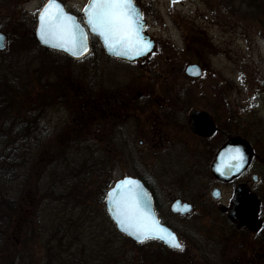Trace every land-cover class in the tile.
<instances>
[{"label": "rangeland", "instance_id": "obj_1", "mask_svg": "<svg viewBox=\"0 0 264 264\" xmlns=\"http://www.w3.org/2000/svg\"><path fill=\"white\" fill-rule=\"evenodd\" d=\"M61 1L75 12L86 0ZM38 2L0 0V33L7 37L2 57L16 69L20 81H32L36 92L44 97L42 89L46 85L53 87L55 94L66 92L73 100L82 96L103 103L102 99L110 96L102 104V108L106 105L108 112L116 114L113 117L104 113L113 124L106 130L107 141L120 143V158L112 161L109 168L92 170L85 183L89 189H104L108 182L111 187L137 172L151 177L162 208L161 220L175 229L183 246V251L165 254V264H264V247L258 242L264 241V164L255 160L251 173L242 181L249 192L260 198L259 220L263 226L257 233L243 229L232 232L233 223L220 213L219 206H228L233 190L215 184L209 173L196 174L204 161L203 150L210 145L192 136L181 111L186 108L187 112L194 109L209 114L215 127L224 134L239 133L256 156L264 157V17L251 7V0H137L156 52L132 65L104 58L99 45L81 61L69 62L60 54L43 53L28 41L40 9ZM190 64L201 68L200 77L190 79L184 75L185 66ZM171 91L177 94L175 98L168 97ZM172 99L176 103L174 110L167 104ZM110 102L115 104L114 109ZM119 109L122 115L117 119ZM124 120L128 125L122 127L124 135L119 139L117 130ZM73 121L61 107L49 109L42 124L48 142L53 144ZM220 139L219 135L213 137V153ZM95 154L96 161H100L103 155ZM187 169L194 175L185 183L182 176L188 173ZM98 171L103 173L101 178L96 175ZM254 174L256 182L251 180ZM214 187L221 190L219 202L210 198ZM200 195L205 196L204 205L192 214H168L174 199L195 200L197 207ZM91 200L99 202L96 198ZM103 200L97 205L100 211L104 210ZM112 230L115 231L113 225ZM117 234L107 231L103 237L119 247L128 261H140L135 245ZM148 248L153 255L161 252L158 246L146 245L144 249Z\"/></svg>", "mask_w": 264, "mask_h": 264}, {"label": "trees", "instance_id": "obj_2", "mask_svg": "<svg viewBox=\"0 0 264 264\" xmlns=\"http://www.w3.org/2000/svg\"><path fill=\"white\" fill-rule=\"evenodd\" d=\"M252 6L264 17V0H251ZM28 41L37 46L32 33ZM96 45L93 39V52ZM4 54L0 53V264H165L166 255L178 251L147 241L135 245L141 256L135 263L134 259L128 261L119 247L105 241L107 231L117 234L104 210L97 206L109 182L104 189L97 186L95 192L85 184L92 170L109 168L120 158L116 142L107 141L106 130L113 124L104 113L113 112H108L106 105L102 108V104L110 96L102 97L103 103L82 96L73 100L66 92L55 94L53 87L46 85L42 89L44 97L36 92L32 81H20L16 69L2 57ZM171 95L168 97L177 96L175 91ZM57 107L64 109L74 123L67 125L51 144L42 124L45 113ZM236 135L239 133H226L227 138ZM44 141L46 146L42 145ZM97 152L103 155L100 161L94 158ZM96 175L101 178L103 173L98 171ZM232 227V232L237 230ZM258 242L264 247V241ZM146 245L158 246L161 252L153 255L149 248L144 249Z\"/></svg>", "mask_w": 264, "mask_h": 264}, {"label": "snow or ice", "instance_id": "obj_3", "mask_svg": "<svg viewBox=\"0 0 264 264\" xmlns=\"http://www.w3.org/2000/svg\"><path fill=\"white\" fill-rule=\"evenodd\" d=\"M84 12L87 25L93 33L103 38L109 51L127 55L129 50H135L140 54L141 48L146 47L134 28L136 9L132 0H90ZM38 34L43 43L71 52L74 56L88 50L86 33L73 16L65 13L57 0H47L40 11ZM0 39H4L3 36ZM146 195L140 191L139 184L130 179L122 180L116 190L109 193L112 198L110 202L114 205V217L121 230L140 243L160 239L170 247L183 251L176 237L160 228L148 214L146 204L141 199Z\"/></svg>", "mask_w": 264, "mask_h": 264}, {"label": "water", "instance_id": "obj_4", "mask_svg": "<svg viewBox=\"0 0 264 264\" xmlns=\"http://www.w3.org/2000/svg\"><path fill=\"white\" fill-rule=\"evenodd\" d=\"M171 3H176L180 0H169ZM58 2V1H57ZM133 2V0H132ZM47 3V2H46ZM46 3L43 5V7L46 5ZM59 3V2H58ZM90 0L86 4V6L83 8L81 13V19L83 21V25H81L77 19L76 22L80 25V27L84 30V32L87 35V44H88V50L84 52L83 54H78L77 56H74L71 54V52L65 51L61 48L52 47L51 44H45L43 43L38 34L39 29V13L43 9L38 12L36 16V26L33 32L34 39L37 43V45L47 51L55 52L63 54L65 57H67L70 60L73 61H79L86 57L90 52V45L88 41V34L94 38L97 39L98 43L100 44V47L103 51L104 57L112 60H117L123 63L132 64L136 62L143 61L145 58L150 56L155 52L156 44L155 41L147 34L146 28L147 24L145 20L142 18V11L139 7L133 5L136 9V17H135V24L134 28L136 32L138 33V36L141 40V42L146 45V47L141 48L140 54H137L135 50H129L127 55H117L115 52L109 51L107 45L104 43V40L102 37L97 35L96 33H93L91 31V28L87 25V20L85 16V8L89 5ZM61 7L64 9L63 5L59 3ZM65 11V9H64ZM66 14L72 16L71 14ZM86 28V29H85ZM0 36H3L4 39H0V45H3V47H0V52H3L5 50V37L4 35L0 34ZM184 74L188 78L196 79L200 77L201 70L197 65H188L184 69ZM190 120V130L195 135H198L200 137H209L211 136L212 132L214 134L215 132V126L208 120L207 115L198 110H194L189 115ZM239 150L238 152L236 150ZM242 156L243 159L240 160L239 157ZM252 152L249 147V145L244 141L243 139L239 137H233L229 140H227L216 152L213 163L210 167V172L213 178L216 180L222 182V183H229L232 180L239 177L245 170L248 168L251 160ZM219 169V170H218ZM125 179H130L136 181L140 186V191L142 193H146V197H142V203L146 204L147 212L151 216V218L157 222L158 226L160 228L166 229L167 232L171 233L176 237V240L178 241V238L174 232H172L171 229L163 225L160 221V219L157 217L152 197L149 193V191L143 186L140 180L136 178L126 177L123 178L113 184V186L107 191L103 207L106 211V214L112 224L115 227V230L120 235L124 236L126 239H128L133 244L139 245L142 244L138 242L134 237L128 235L126 232L122 231L117 220L114 217V205L111 201V197L109 196V193H112L114 190H116L118 184ZM127 187V186H125ZM210 197L213 201H217L220 197V193L218 190H213L210 194ZM170 211L173 215H178L179 217H185L189 215L193 208L188 203H182L179 200H176L172 203L170 207ZM257 212H258V201L255 196L248 195L247 190L243 185L238 186L235 189V199L232 207L228 210V217L230 219H236L239 224L241 225H247L248 230L252 233L257 232L260 229V223L257 221ZM147 241H158L160 242L164 247L170 250H177L172 247H170L165 241L160 239H150ZM179 242V241H178ZM180 243V242H179Z\"/></svg>", "mask_w": 264, "mask_h": 264}, {"label": "flooded vegetation", "instance_id": "obj_5", "mask_svg": "<svg viewBox=\"0 0 264 264\" xmlns=\"http://www.w3.org/2000/svg\"><path fill=\"white\" fill-rule=\"evenodd\" d=\"M39 2V4H40V9L43 7V5L47 2V0H38ZM57 1H59V2H61V4L63 5V7H65V9H66V11L69 13V14H71V15H73V16H75L76 17V19L78 20V22L79 23H81L82 24V19H81V15H80V12H81V10L85 7V5L87 4V2L89 1V0H86L85 1V3L83 4V6H82V8L80 9V10H78V11H75V12H72L68 7H67V5L64 3V2H62L61 0H57ZM134 2H135V4L137 5V6H139L138 5V2H137V0H133ZM140 7V6H139ZM141 8V7H140ZM39 9V10H40ZM141 10H142V13H143V9L141 8ZM35 19H34V27H35ZM0 34H2V33H0ZM4 35V34H3ZM4 37H5V43H7L6 41H7V37L4 35ZM92 41H93V38L92 37H89V44H90V53L93 51L92 50ZM143 62V61H142ZM141 63V62H140ZM134 64H138V63H134ZM132 65V64H131ZM111 99V98H110ZM171 101H173V99L171 100ZM165 104H166V102L165 101H163ZM167 104H168V106L171 108L172 106H173V110H174V103H173V105H171L172 103H170L169 104V102H167ZM122 108L123 109H125V106H124V104H123V106H122ZM181 111L183 112V116L184 117H182V118H184L185 120H187V127L189 128L188 129V131L192 134V136H194V137H196V138H198L199 140H201V141H204L205 143H209V145H210V147H209V149H205V150H203V153H204V161L202 162V165H200L198 168H197V171H196V174H200V173H202V172H206V174H210V179L211 180H213V182H215V184H218V185H220V186H229V187H231L232 188V190H233V194L231 195V197H230V199H229V202H228V206H219V211H220V213L221 214H225L226 215V218L230 221V222H232L233 224H234V226L237 228V229H245L246 231H248L249 232V230H248V226L247 225H241V224H239V222L236 220V219H230L229 217H228V210H229V208L230 207H232V205H233V203H234V199H235V189L238 187V186H240V185H243L244 187H245V189L247 190V193H248V195H251V196H255L256 197V199H257V201H258V212H257V221L260 223V229H261V227L263 226L262 225V222L259 220V212H260V198L256 195V194H254V193H251V192H249V190H248V188H247V185H246V183L245 182H242L243 180H244V178L246 177V175H248L249 173H251V171H252V169H253V163H254V161L255 160H257L258 162H260V165L263 163L264 164V157H259V156H256V154H255V151H254V149L252 148V147H250V149H251V152H252V156H251V160H250V164H249V166H248V168L245 170V172H243L239 177H237L236 179H234V180H232L231 182H229V183H222V182H220V181H218V180H216L215 178H213V176L211 175V172H210V167H211V165H212V163H213V159H214V156H215V154H216V152L219 150V148L227 141V140H229V139H231V138H233V137H238L237 135L236 136H233V137H228L227 138V136H226V134H224L225 133V131H222L221 133H220V141H219V143H218V146H217V148L215 149V151H214V153H213V137L217 134V133H219V131H220V129L218 128V127H216V129H215V133L213 134V132H212V134H211V136H209V137H200V136H198V135H195L193 132H191V130H190V120H189V115H190V113L192 112V111H194V109H192V110H190L189 112H187V109L186 108H182L181 109ZM199 111V110H198ZM122 111H120V113H121ZM206 114V113H205ZM121 115L122 114H120V115H118V117H117V119H119L120 117H121ZM207 115V117H208V120L211 122V124H212V127H213V118H212V116L210 117L209 116V114H206ZM123 117V116H122ZM128 118V117H127ZM122 123L123 124H121L120 125V127H118V130H117V133L119 134L118 135V138L119 139H121L122 137H123V135H124V132H123V126H125V125H128V123L126 122V120H124V121H122ZM175 123V122H174ZM174 125H176V124H174ZM216 125V124H215ZM175 130V129H174ZM240 138H242L244 141H247V140H245L243 137H240ZM247 143V142H246ZM118 147H120V143L119 144H116V149L117 150H119L118 149ZM211 159V160H210ZM207 160V161H206ZM209 161H210V164L208 165V163H209ZM262 164V165H263ZM194 167H195V165H194ZM187 171H188V173L186 174V175H184V176H182V179H183V181L186 183V179L187 178H189V177H191V176H193L194 174H191L190 172H189V170L187 169ZM205 174V175H206ZM134 178H136V179H139L142 183H143V185L146 187V189L149 191V193H150V195H151V197H152V201H153V206H154V210H155V213H156V215L159 217V218H161V211H162V208H160V206L158 205V201H159V197H158V195H157V192H156V189H155V182L153 181V179L151 178V177H149V176H147V175H145V174H143V175H141L140 174V172H137L136 174H135V176H133ZM192 180V179H191ZM251 180L253 181V182H256L257 181V175L256 174H254L253 176H252V178H251ZM178 181H180V178L178 179ZM178 183V182H177ZM213 190H218L219 191V193H220V197H219V199L217 200L218 202H219V200H220V198H221V190L219 189V188H217V187H214L211 191H210V194H211V192L213 191ZM211 198V197H210ZM212 199V198H211ZM176 200H179L180 202H182V203H188V204H190L191 206H192V208H193V211L190 213V214H192L193 212H195V210H197L198 208L200 209V207H201V205L203 204V201L205 200V196L204 195H200V202H198L199 201V199L197 200V207H196V201L195 200H190V201H187V200H181L180 198H176V199H174L171 203H170V205L168 206V209H167V211H168V214H171L172 216H176V217H179L178 215H173L172 213H171V211H170V207H171V205H172V203L174 202V201H176ZM217 201H213V202H217ZM199 203H201V204H199ZM204 205V204H203ZM209 212V211H208ZM189 214V215H190ZM170 216V215H169ZM231 223V224H232ZM259 229V230H260ZM258 230V231H259Z\"/></svg>", "mask_w": 264, "mask_h": 264}]
</instances>
